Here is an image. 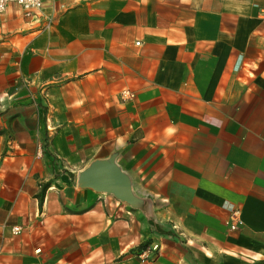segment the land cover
Returning a JSON list of instances; mask_svg holds the SVG:
<instances>
[{"label": "crops", "instance_id": "1", "mask_svg": "<svg viewBox=\"0 0 264 264\" xmlns=\"http://www.w3.org/2000/svg\"><path fill=\"white\" fill-rule=\"evenodd\" d=\"M0 264H264V0L8 3Z\"/></svg>", "mask_w": 264, "mask_h": 264}, {"label": "water", "instance_id": "2", "mask_svg": "<svg viewBox=\"0 0 264 264\" xmlns=\"http://www.w3.org/2000/svg\"><path fill=\"white\" fill-rule=\"evenodd\" d=\"M78 184L84 188L113 193L123 200L133 197L129 176L114 157L97 159L79 173Z\"/></svg>", "mask_w": 264, "mask_h": 264}, {"label": "built area", "instance_id": "3", "mask_svg": "<svg viewBox=\"0 0 264 264\" xmlns=\"http://www.w3.org/2000/svg\"><path fill=\"white\" fill-rule=\"evenodd\" d=\"M46 1L47 0H0V12L6 9L8 3L16 2L23 8L27 16L33 17L41 10L42 6L44 5ZM123 96L132 97L133 93L130 91L124 90ZM236 223L238 224L239 222L237 221ZM236 223L234 224L235 226L237 225ZM13 230L14 232H20L21 227L15 226Z\"/></svg>", "mask_w": 264, "mask_h": 264}, {"label": "bare ground", "instance_id": "4", "mask_svg": "<svg viewBox=\"0 0 264 264\" xmlns=\"http://www.w3.org/2000/svg\"><path fill=\"white\" fill-rule=\"evenodd\" d=\"M100 192H104V191H100Z\"/></svg>", "mask_w": 264, "mask_h": 264}]
</instances>
